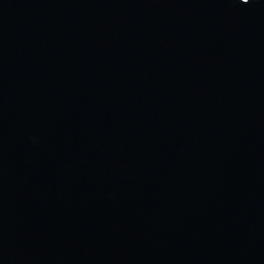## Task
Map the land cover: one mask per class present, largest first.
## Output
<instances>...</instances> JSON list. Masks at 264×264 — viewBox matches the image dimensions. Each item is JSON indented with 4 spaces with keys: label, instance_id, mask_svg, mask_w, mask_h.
I'll return each instance as SVG.
<instances>
[{
    "label": "water",
    "instance_id": "1",
    "mask_svg": "<svg viewBox=\"0 0 264 264\" xmlns=\"http://www.w3.org/2000/svg\"><path fill=\"white\" fill-rule=\"evenodd\" d=\"M0 264H264V0H0Z\"/></svg>",
    "mask_w": 264,
    "mask_h": 264
}]
</instances>
